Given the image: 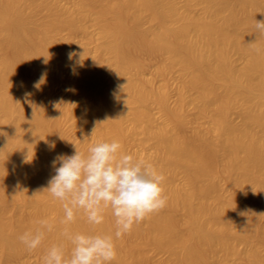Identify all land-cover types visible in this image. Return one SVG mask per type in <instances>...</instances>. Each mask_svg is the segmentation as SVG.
<instances>
[{"label": "bare ground", "instance_id": "obj_1", "mask_svg": "<svg viewBox=\"0 0 264 264\" xmlns=\"http://www.w3.org/2000/svg\"><path fill=\"white\" fill-rule=\"evenodd\" d=\"M256 20L264 0H0V264L70 250L65 228L114 237L110 209L65 225L41 191L58 154L112 140L164 175L167 197L114 237L112 264H264ZM139 54L156 59L150 74ZM42 219L53 230L28 252L18 237Z\"/></svg>", "mask_w": 264, "mask_h": 264}, {"label": "clouds", "instance_id": "obj_2", "mask_svg": "<svg viewBox=\"0 0 264 264\" xmlns=\"http://www.w3.org/2000/svg\"><path fill=\"white\" fill-rule=\"evenodd\" d=\"M255 30L264 35V20L255 21ZM72 55L69 54L70 59ZM51 166L54 175L41 191L61 202V223L65 225L75 222L81 212L90 225H101L105 211L110 209L115 222L114 237L120 239L149 215L166 207L164 175L145 160L122 152L117 140L94 143L87 153L75 147L71 155L58 154ZM39 225L36 231H25L18 237L28 252L40 248L45 233L53 230L47 219L40 220ZM62 235L70 241L71 249L66 251L63 244L49 247L42 264H112L117 258L113 235L71 233L67 228Z\"/></svg>", "mask_w": 264, "mask_h": 264}, {"label": "rangeland", "instance_id": "obj_3", "mask_svg": "<svg viewBox=\"0 0 264 264\" xmlns=\"http://www.w3.org/2000/svg\"><path fill=\"white\" fill-rule=\"evenodd\" d=\"M108 17L103 18L102 20H107ZM75 43H79L80 42V38H77L74 40ZM137 59L139 60V62L142 64V66L144 67V71L146 74H150L156 64V59L153 56L147 55V54H139L137 56ZM86 124L84 123L83 126H85ZM228 192L229 193H234L236 194L237 198L241 201L243 199L242 194L238 193V191H236L232 186H228L227 187ZM161 255V253H159ZM30 260L34 261V262H38L40 260V257L38 255H30Z\"/></svg>", "mask_w": 264, "mask_h": 264}]
</instances>
